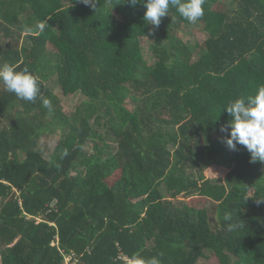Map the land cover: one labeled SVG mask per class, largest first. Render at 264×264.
Listing matches in <instances>:
<instances>
[{
  "label": "trees",
  "instance_id": "16d2710c",
  "mask_svg": "<svg viewBox=\"0 0 264 264\" xmlns=\"http://www.w3.org/2000/svg\"><path fill=\"white\" fill-rule=\"evenodd\" d=\"M203 8L153 28L139 2L0 0V65L40 88L28 102L0 82V264H264V162L219 130L264 86V0ZM200 24L196 55L185 36ZM56 89L82 97L72 115Z\"/></svg>",
  "mask_w": 264,
  "mask_h": 264
},
{
  "label": "clouds",
  "instance_id": "9594fccd",
  "mask_svg": "<svg viewBox=\"0 0 264 264\" xmlns=\"http://www.w3.org/2000/svg\"><path fill=\"white\" fill-rule=\"evenodd\" d=\"M82 2L94 6L95 0ZM128 2L132 6L138 2L143 4L145 8L143 20L147 22L146 25H152L153 28L159 27L161 19L168 15L170 7L176 8L179 15L190 23L197 22L204 15L205 0H128ZM46 23L47 21L39 23L36 28L42 32ZM0 82L7 91L28 102H35L40 93L36 77L27 68L18 71L12 65H0ZM40 98L43 106L51 110V100L42 96ZM224 109L230 119L219 129L224 134L221 142L230 151H238V146H243L250 153V163L264 162V86L258 87L254 96L236 98ZM225 219L230 217L226 215ZM141 264H159V261L152 258L146 262L141 261Z\"/></svg>",
  "mask_w": 264,
  "mask_h": 264
},
{
  "label": "rangeland",
  "instance_id": "374dc122",
  "mask_svg": "<svg viewBox=\"0 0 264 264\" xmlns=\"http://www.w3.org/2000/svg\"><path fill=\"white\" fill-rule=\"evenodd\" d=\"M203 29H204V26L200 24V26H198L197 28H194V31H196V32H191V29H189L186 32L185 40L187 42L192 41L191 44H193V45H190V47H191L192 51L194 53H196V55L199 54V47L202 44L201 42H203V40L201 38V33H200V32H202ZM22 40H24V39L22 38ZM148 62L151 64H154V60H149ZM48 83L50 85V81ZM55 93L60 97V99L62 101L63 112L66 113L67 115H72L77 110V108L81 105V103L83 102V99L80 96L63 97L60 94L59 90H57ZM125 105L130 110L133 108L132 107L133 105L129 102H126ZM67 134L68 133L66 131L64 133H60L59 131H57L51 135L44 136V138L41 140L39 146H40L41 150L44 152V154L46 155L47 159L51 158V156L55 153L57 145L60 142L61 138ZM111 145H113L115 147L114 144H111ZM115 149L116 148H114V150ZM86 150L91 152V153L95 152L91 148L90 144L87 145ZM214 174H216V173H214V172L211 173L208 170L206 172L202 171V175H204V177L206 179L207 178L216 179V178H219V176H222V175H219V173H217L216 175H214ZM163 193L165 194L164 190H163ZM202 203L207 204V206H211V203L209 200L204 199V200H202ZM199 264H208V263L205 260H201L199 262ZM209 264H215V262H209Z\"/></svg>",
  "mask_w": 264,
  "mask_h": 264
},
{
  "label": "built area",
  "instance_id": "2783aa9c",
  "mask_svg": "<svg viewBox=\"0 0 264 264\" xmlns=\"http://www.w3.org/2000/svg\"><path fill=\"white\" fill-rule=\"evenodd\" d=\"M56 205H57V201H54V202L52 203V207L55 208ZM79 263H80V259L74 257L73 255H71V256H67V257L65 258V264H79Z\"/></svg>",
  "mask_w": 264,
  "mask_h": 264
}]
</instances>
